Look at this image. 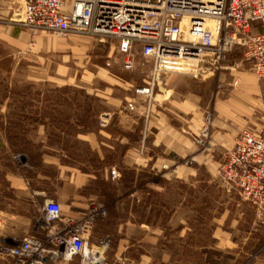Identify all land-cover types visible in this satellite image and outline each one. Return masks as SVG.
I'll use <instances>...</instances> for the list:
<instances>
[{
	"label": "crops",
	"instance_id": "1",
	"mask_svg": "<svg viewBox=\"0 0 264 264\" xmlns=\"http://www.w3.org/2000/svg\"><path fill=\"white\" fill-rule=\"evenodd\" d=\"M10 2L0 0V80L21 71L26 91L36 96L4 97L0 84V243L42 236L41 223L27 206L53 199L61 214L73 219L83 218L90 204L105 211L96 216L88 242L108 263L123 255L126 264H264V210L218 174L241 128L264 129V82L246 63L220 74L219 80L228 81L222 91L212 89V80L165 75L149 101L133 96L134 87L145 82L136 67L116 83L132 91L130 96L92 93L101 107H88L86 116L107 114V123L80 129L78 97L43 94L66 86L78 94L73 89L78 84L67 75L74 57L67 52L78 42L91 45L90 40L41 32L32 47L27 30L3 22L13 9ZM253 30L264 31V25L255 24ZM40 59L42 66L30 68ZM62 68L64 83L56 84ZM234 77L239 81L232 87ZM207 111L213 116L215 150L211 145L209 153L185 165L180 159L197 151L192 138ZM148 172L159 180L142 177ZM70 264H78L77 257Z\"/></svg>",
	"mask_w": 264,
	"mask_h": 264
},
{
	"label": "built area",
	"instance_id": "2",
	"mask_svg": "<svg viewBox=\"0 0 264 264\" xmlns=\"http://www.w3.org/2000/svg\"><path fill=\"white\" fill-rule=\"evenodd\" d=\"M13 9L3 22L25 29L34 47L41 32L65 37H91L115 42L126 70L142 67L145 82L134 87L135 96L149 101L165 75H188L215 80L246 63L253 76L264 82V0H10ZM241 49L240 60L229 55ZM238 77L231 80L234 87ZM228 84V83H227ZM221 81L218 87H223ZM130 110L131 101L126 103ZM209 118L206 119L208 122ZM100 125L107 123L102 114ZM208 124L194 135L205 150ZM208 144V143H207ZM193 157L183 160L190 165ZM115 168H110L112 178ZM224 183L264 210V129H241L218 168ZM97 215L105 211L94 204L81 219L61 214L59 203L45 200L39 220L42 236L25 235L0 243V255L9 264H126L123 255L108 263L88 238Z\"/></svg>",
	"mask_w": 264,
	"mask_h": 264
},
{
	"label": "rangeland",
	"instance_id": "3",
	"mask_svg": "<svg viewBox=\"0 0 264 264\" xmlns=\"http://www.w3.org/2000/svg\"><path fill=\"white\" fill-rule=\"evenodd\" d=\"M49 35L56 37V38H63V37H60V36H57L54 34H50V33H49ZM84 37H85V39L90 40L91 45L89 43L83 44V42H78V43L74 44V50L72 49V50L67 52L69 55L74 56L70 61H68L69 66H68L67 70L69 71V73L67 75H69V76L72 75L74 78L72 81L74 83L78 84V87L77 86H74L76 88L73 87V89H77V88L79 89L78 94L74 91H71L72 88L69 86L60 88L59 89L60 92H58L56 94L52 91L47 93L46 95H45V92L43 94V97H48V98L59 97V96H61V93L63 94V97H67V98L78 97L79 101H81L80 102L79 119H78L79 120L78 122L81 126L80 129H83L82 126H84V127L92 126L94 124L97 125L99 123V114L98 115L95 114V117L90 118V112H89V117L86 116L88 113V109H87L88 107L90 109L93 106L95 111L99 110L101 107V103L99 102L98 96L94 95L92 93H97L98 95L103 94L107 97L111 95L115 98H119V97L130 96L131 92H132V91H125L123 85L116 84V83H118L117 81L122 82V81H120L119 78H127L128 75H126V74H130L131 70H125L123 68V66H122L123 55L117 51L115 42H112V41L98 42L94 38H91V37L86 38V36H84ZM229 56L233 59L240 60L242 57V51H241V49L239 50L236 48L235 50H233V52ZM42 61H44V60L40 59L39 62L38 61H35L34 63L32 62V65L29 64L30 68L32 67V69H37L39 67V65L42 66L41 65ZM57 62L61 66H63L65 63H67V62H63V61H57ZM108 67L114 68L115 70H110V69H108ZM48 68L51 71L54 70V68L52 66H48ZM139 69H144V68L139 66ZM62 70H63V72L61 74V77L59 75H55V77L59 78V79L55 80L54 83L63 85L64 77L66 76V73L64 71L66 69L62 68ZM133 70H135V69H133ZM50 75H52V74H50ZM177 75H179V74H177ZM138 76H141V75L138 74ZM222 80H219V77H216L215 80L208 81V82L210 83L213 90L222 91L226 88V87L225 88H223V87L228 82V81L227 82L223 81L224 85H223V87H221L223 89L220 90V87H218V84ZM8 82H10V85H11L10 88H8L6 85V83H8ZM0 84H2L3 88H4V92L1 91V94L4 95V97L7 96L6 94H8V96H10V97L24 98L27 96L26 93L29 94L27 97L36 96L35 94H33V91H26V84L23 82L21 71L16 72L13 76H5L3 79L0 80ZM44 85H46V84H44ZM110 88H112L113 90H109ZM47 89H49V88H47ZM64 90H66L65 93H64ZM36 92H38V91H36ZM124 92L126 94H124ZM223 92H227V91H223ZM133 96H134V94H133ZM100 97H102V96H100ZM208 118H209V120L207 122L206 119H208ZM212 118H213V116H212L211 111H207L203 116V122L201 123V125H197V127L200 126L199 129L196 128L199 131L201 129L202 125L208 124L209 135H208V138L206 139V141L208 143V144L206 143V145H208L206 147V149L203 151L200 150L198 145L195 143V141L191 137L192 141L194 142V145L196 146L197 151L192 152L191 154L187 155L185 158L194 156L195 160L193 162H195L197 159L196 155L208 152L207 149L211 145L213 146L212 151L214 152L215 147H214L213 143L211 142L212 139L210 137L211 128H212V126H211ZM239 131H238V133H239ZM233 140H235V138ZM73 145L79 146V147H85V143L82 141H73ZM185 158L180 159V161L183 162V160ZM142 177H144L145 179L149 178L150 182H155V181L159 180L158 174L156 175V174L151 173V172H148L147 174L143 173ZM220 179H221V177H220ZM221 181L223 182L222 179H221ZM25 208H26V205H25ZM11 210H13V209H11ZM25 211H26V209H25ZM27 212L31 213L33 216L38 218L41 215V204L38 202H30V204L27 206ZM0 264H9V259L6 257H2L0 255Z\"/></svg>",
	"mask_w": 264,
	"mask_h": 264
}]
</instances>
